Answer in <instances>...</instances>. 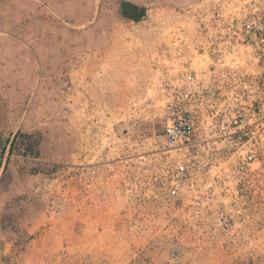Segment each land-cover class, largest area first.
Here are the masks:
<instances>
[{"label":"rangeland","instance_id":"1","mask_svg":"<svg viewBox=\"0 0 264 264\" xmlns=\"http://www.w3.org/2000/svg\"><path fill=\"white\" fill-rule=\"evenodd\" d=\"M120 1L0 3L30 13L24 36L39 42L0 49V91L16 90L0 95V217L17 233L0 240V264H264V209L226 234L150 184L165 126L150 59L201 0H131L148 7L140 22ZM13 21L2 36L23 39ZM14 132L34 134L40 157L11 153Z\"/></svg>","mask_w":264,"mask_h":264},{"label":"built area","instance_id":"2","mask_svg":"<svg viewBox=\"0 0 264 264\" xmlns=\"http://www.w3.org/2000/svg\"><path fill=\"white\" fill-rule=\"evenodd\" d=\"M187 11L149 63L165 118L150 184L191 223L231 234L264 209V0H201Z\"/></svg>","mask_w":264,"mask_h":264},{"label":"trees","instance_id":"3","mask_svg":"<svg viewBox=\"0 0 264 264\" xmlns=\"http://www.w3.org/2000/svg\"><path fill=\"white\" fill-rule=\"evenodd\" d=\"M119 13L125 19L140 22L147 17L148 7L131 0H121L119 2ZM39 145L40 143L36 140L34 134L19 133L10 143V152L12 153L13 150L22 147L26 153H31L34 157L38 158L41 154ZM35 171L38 172L40 169L36 168Z\"/></svg>","mask_w":264,"mask_h":264},{"label":"crops","instance_id":"4","mask_svg":"<svg viewBox=\"0 0 264 264\" xmlns=\"http://www.w3.org/2000/svg\"><path fill=\"white\" fill-rule=\"evenodd\" d=\"M4 1V0H3ZM3 1H1L0 3H2ZM32 14V13H31ZM120 14V13H119ZM6 15L7 16H10V18H12V19H15V21H13L14 23L13 24H15L16 23V25H17V27H16V30H17V34L18 35H21L22 36V38L23 39H21V38H19V37H14V36H10V37H3L2 36V34H6V33H4V31L3 30H1L0 29V49H2V47H3V42L2 41H4V42H10V44L11 43H16L17 45H19V46H21L22 44L21 43H23V44H25L26 46H28V48H30V49H32V48H34V46H36L35 44H38L39 42H37V41H34L35 39H33V38H31V36H29V35H25L24 36V32H25V28L24 27H22V26H24L23 24H22V22L24 21V19H26V17H28L29 15H30V13H0V22L2 21V19H3V17H6ZM121 15V14H120ZM28 34V33H27ZM24 36V37H23ZM27 38H29L30 40H32V41H30L29 40V42H27L26 41V39ZM37 38V40L38 39H40L39 37H36ZM58 42V41H57ZM59 43V42H58ZM23 46V45H22ZM43 62H46L47 63V61L46 60H44ZM63 65L64 64H66V62L64 61L63 63H62ZM16 91V90H15ZM14 90H10V91H6V90H1L0 92H1V96H12L13 94H14V92H15ZM17 93H18V95H19V91H17ZM32 93H34V92H32ZM21 122V121H20ZM16 136V132H14L13 134H12V136H11V138H10V140H9V143H11L12 142V140L14 139V137ZM2 220H1V217H0V240H3V239H5V237H7L8 235V233H9V235L11 236V237H15L16 235H17V233L15 232V231H9V230H6V228H3V226H2Z\"/></svg>","mask_w":264,"mask_h":264}]
</instances>
